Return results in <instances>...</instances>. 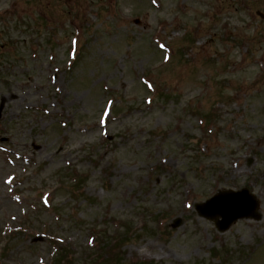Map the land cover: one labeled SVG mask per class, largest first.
Returning a JSON list of instances; mask_svg holds the SVG:
<instances>
[{
  "label": "rangeland",
  "instance_id": "rangeland-1",
  "mask_svg": "<svg viewBox=\"0 0 264 264\" xmlns=\"http://www.w3.org/2000/svg\"><path fill=\"white\" fill-rule=\"evenodd\" d=\"M1 104L0 264L116 220L125 264H264V0H0ZM242 188L260 221L197 216Z\"/></svg>",
  "mask_w": 264,
  "mask_h": 264
},
{
  "label": "water",
  "instance_id": "water-1",
  "mask_svg": "<svg viewBox=\"0 0 264 264\" xmlns=\"http://www.w3.org/2000/svg\"><path fill=\"white\" fill-rule=\"evenodd\" d=\"M226 201L229 202L226 203ZM209 206H212L209 209L215 211L216 213L219 212L222 215L221 217H223L224 222L221 223L216 221V224L220 232H225L229 229L231 224L239 218L238 216L247 215L250 211L255 210L258 206V202L246 189H243L239 192L223 191L204 205L198 206L200 216L216 218L217 214L209 215L211 212L206 210ZM240 208H243L240 213L232 215L233 210ZM178 224L179 221L176 222L175 226Z\"/></svg>",
  "mask_w": 264,
  "mask_h": 264
},
{
  "label": "trees",
  "instance_id": "trees-1",
  "mask_svg": "<svg viewBox=\"0 0 264 264\" xmlns=\"http://www.w3.org/2000/svg\"><path fill=\"white\" fill-rule=\"evenodd\" d=\"M113 256L111 255L110 256V258H108V259H106V260H104V261H102V262H99V263H94V262H92V263H87V264H121V260H120V258H117L114 262H112L111 261V258H112ZM61 262V261H60ZM66 262H67V264H75L74 262L75 261H72V259L71 260H66Z\"/></svg>",
  "mask_w": 264,
  "mask_h": 264
}]
</instances>
